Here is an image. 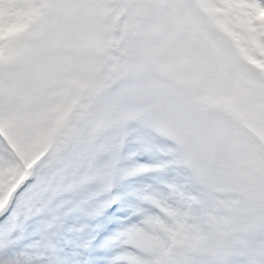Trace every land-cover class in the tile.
<instances>
[{
    "label": "snow or ice",
    "instance_id": "snow-or-ice-1",
    "mask_svg": "<svg viewBox=\"0 0 264 264\" xmlns=\"http://www.w3.org/2000/svg\"><path fill=\"white\" fill-rule=\"evenodd\" d=\"M0 264H264V0H0Z\"/></svg>",
    "mask_w": 264,
    "mask_h": 264
}]
</instances>
